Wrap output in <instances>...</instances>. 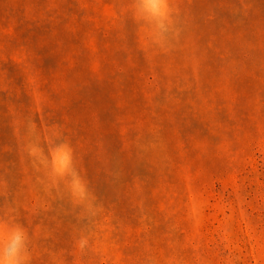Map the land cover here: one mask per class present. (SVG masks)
Returning <instances> with one entry per match:
<instances>
[{"label": "rangeland", "instance_id": "1", "mask_svg": "<svg viewBox=\"0 0 264 264\" xmlns=\"http://www.w3.org/2000/svg\"><path fill=\"white\" fill-rule=\"evenodd\" d=\"M0 0V224L25 264H264V0Z\"/></svg>", "mask_w": 264, "mask_h": 264}, {"label": "clouds", "instance_id": "2", "mask_svg": "<svg viewBox=\"0 0 264 264\" xmlns=\"http://www.w3.org/2000/svg\"><path fill=\"white\" fill-rule=\"evenodd\" d=\"M143 19L152 24L160 35L167 30V0H137ZM27 235L19 226L4 230L0 224V264H25Z\"/></svg>", "mask_w": 264, "mask_h": 264}]
</instances>
